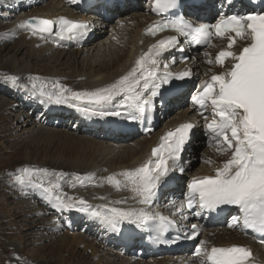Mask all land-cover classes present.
<instances>
[{
    "label": "snow or ice",
    "instance_id": "snow-or-ice-1",
    "mask_svg": "<svg viewBox=\"0 0 264 264\" xmlns=\"http://www.w3.org/2000/svg\"><path fill=\"white\" fill-rule=\"evenodd\" d=\"M183 7L184 0H152L153 13L172 18L154 23L146 29V34L153 37L166 31L175 34L152 44L127 74L107 86L75 91L59 80L46 83L36 76H29V84L23 85L19 84L20 77L16 75L7 76L6 80L38 97L42 104L66 105L85 116H124L135 121L154 107L155 98L161 96L164 85L172 80L191 79L194 75L191 68L173 73L169 63H162L161 58L166 52L184 51L180 47V37L204 47H216L214 41L223 42L224 46L214 58L210 52H203L204 62L209 66L204 75L210 76L201 82L191 101L204 119L206 134L216 153L228 158L215 168L214 175L191 180L177 212L186 218L185 210L200 216L201 209L215 212L222 206H234L239 215L231 218L228 227L245 232L250 230L264 237V12L221 14L214 23H196L185 17ZM18 28L41 40L80 41L86 37L89 26L66 17H31L21 21ZM175 59L173 56L171 62L175 63ZM188 59L187 56L181 58L182 62ZM217 67L219 72L214 70ZM117 97L123 98L119 102L123 111H106V106ZM194 127V123L185 122L168 130L139 167L101 178L117 191H130L132 199L145 206L140 209L104 205L103 212L94 210L85 199L64 194L60 181L65 174L48 168L24 167L16 181L22 187L38 190L56 210L89 213L112 232H120L125 223L143 228L150 221H158L156 242L173 243L175 241L164 240L162 236L176 222L148 209L170 174L177 169L180 173L185 171L180 161ZM205 162L215 163L210 158ZM86 180L94 182L95 176L77 174L70 186H87ZM92 186L102 184L93 183ZM116 203H126V200ZM198 235L200 227L192 224L185 238L194 240ZM258 242L264 246V238ZM208 245L207 240H200L195 248L194 255L200 259V264H257L247 246Z\"/></svg>",
    "mask_w": 264,
    "mask_h": 264
},
{
    "label": "bare ground",
    "instance_id": "bare-ground-1",
    "mask_svg": "<svg viewBox=\"0 0 264 264\" xmlns=\"http://www.w3.org/2000/svg\"><path fill=\"white\" fill-rule=\"evenodd\" d=\"M20 1L21 0H0V6L2 5L3 8L7 5L12 6V8H17V5L19 4H22L23 6L20 7L23 9L20 14L11 16L14 18L13 23L15 27H12L13 24H11L9 30L7 32L4 31L6 35L1 34L0 39L10 42L13 38L15 39L17 37V39H19L16 46L19 48L17 52H23L27 46L31 47V49L34 47L32 49L33 58L39 59L40 61L44 60L52 53H54V55H52L54 57L56 55L59 57L64 56L68 53V50H77V55L84 54V60H88L89 69H85L84 64L81 69L77 68L76 61L75 66L68 67L67 69L70 70L71 74L64 73V75H62L63 73L60 70H57L55 72L57 76H55L54 73L52 74L55 77L49 76L50 81L59 80L60 83H62V78L69 79V83H65V85L67 87L74 86L73 88L75 91L93 90L115 82L121 76L127 74V72L135 66V61L143 52L147 51L152 44L156 43L159 39H162L165 36L174 35L173 33H166L157 37H148L146 29L149 28L154 21V13L151 11L152 0H149V9L146 12L132 16L134 21L130 26H132L133 29H130L128 25H125L122 29L120 28V32H118L116 37L117 39L111 37V39L107 40L103 44L100 42L90 48L83 49L90 42L97 39L96 35H91L94 31V24L93 28L89 26L86 37L80 41H59L54 38L41 40L38 36H32L29 31L18 28V24L31 17H41L47 19L66 17L73 21L82 22L81 20H78L79 13L82 11L87 13H84L83 17L88 15L93 19H98V16H101L106 17L111 22L112 20L114 21V19H112L114 18L113 13H116L118 10L123 11V9L129 10L131 4L128 3H130V1L139 0H76V2H72V0H51L46 6L36 7L33 10L26 9L40 4H46V1L48 0H23L25 3H21ZM254 1L256 2L258 10H252L250 7L244 5L245 0H202V4L200 6L195 8H186L185 16L190 17L192 20H199L198 23H207L208 20L203 19L207 16L216 21L221 14L228 15L238 12L244 15L253 12H264V0ZM79 3L82 5L80 8H78ZM88 6L93 7L90 10H87ZM12 8L9 7V9ZM117 14L121 15L119 13ZM93 19L88 20L92 21ZM121 23L126 24V22L122 20L117 22L115 26L119 25L120 27ZM113 28L115 29L114 26ZM180 41L182 48L185 50V41L181 38ZM120 42L121 44L124 42L129 43V50L126 51L124 47H121ZM213 43L217 46L208 47V49L206 48L204 51L210 52L214 58L224 44L221 41H214ZM204 51L194 52L191 49H187V51H183V53H177L175 49H173L171 52H166L161 58L162 63H169V70L173 73L183 71L185 68H191L194 75L191 79H186L184 81L175 80L178 81L179 85L173 89H167L164 85L161 89V96L155 98L154 107L150 111L154 115V120L157 123V126L160 121L164 123L161 130L156 132V135H151L152 133H144L145 116H142L140 119L135 121L126 119L124 116H85L83 113L66 105L61 108H56L49 104V111L47 109L45 110V112L49 114V118L52 117L63 121L77 117L76 120L81 124V126L84 125L83 129H76V132L69 134L67 133V129H64L67 128V126L63 122H60L59 124L57 123L56 126L54 122L47 119V121L49 120V125L37 124L36 127H39L40 129H36L35 127L32 131L35 132L33 136L25 137L24 143L22 142V146L25 144L32 146L35 145L36 150H38L40 146L48 147L49 149L55 144L58 149H60V152H62L64 157L69 159H74L75 157V160L79 155L86 159L97 154L96 158H94L93 164L89 167H87V165L85 166V164L84 166H80L81 164H74L73 161H71L70 164H60L58 167L56 165L58 162H54L55 164L51 165V168L53 169L49 168V170L65 174L61 183L66 187L62 190V192L68 196L85 199L89 204L93 205L94 210H99L101 212L105 210L103 207L104 205H108L109 207L140 209L145 206L132 199L133 194L130 191H117L111 185H108L101 180L96 181V179L99 176L107 177L112 173H119L126 169L139 167L150 157L152 148L160 143V138L168 130L174 129L182 123L192 122L195 127L192 129L190 139L185 145L186 150H184L186 153H182L180 161V164L185 168V171L180 173L177 169V171L170 174L165 184L161 186V190L156 200L152 203L148 210L151 213H158L169 220L175 221V225L183 233L189 231L192 224H197L202 233L198 238L196 247L198 246L200 240H207L209 242V247H229L233 245L247 246L252 250L254 257H256L257 264H264V246L243 233L242 230L228 227V224L231 222V218L236 216L237 213H233L229 219L225 218L215 221L202 215H200L199 218H194L190 216L186 210L184 212V216L186 218H182V216L177 212V206L184 201L187 192V185L191 182V180L196 177L214 175L215 168L228 158L227 156H221L216 153L207 134L201 135V133L206 132L204 119L192 107V105H190V103L182 111L178 109L179 113L177 116L170 119L171 109L180 108V105L185 106L186 98L190 90L194 88V94L201 82L209 78L210 74L209 76L204 75L209 67L204 62L206 59L203 56ZM173 56L176 58L175 63L171 62V58ZM183 56H187L189 59L186 62H182L181 58ZM6 63L9 67L11 66L14 71L18 70L17 74L20 77L19 81L22 85L28 84L25 80V75L33 72L28 69L19 70L15 61L6 60ZM58 63L62 64L60 62ZM214 70L217 72L220 71L218 67ZM161 71H163L162 67ZM77 80H79V82L75 84L74 81ZM197 80H200V82L196 88L193 85L197 82ZM147 94L148 93H145V95ZM25 97L32 100L30 103L34 107H38L39 104H42L38 102L39 104L36 103V105H34V97L31 95H26ZM122 99V97H117L115 101L106 106L105 110L123 111V109L120 108L119 103ZM16 103L18 105V101H16ZM28 104L29 103L24 104V106H31V104ZM43 105L45 106V103H43ZM205 115H208V113L205 112ZM16 121L19 122L20 117H18ZM22 123L23 127H28L31 121L29 120L27 123ZM49 127L61 128L54 130L49 129ZM83 135H87L89 137L85 138ZM139 135H141V141L130 143L131 140L137 138ZM101 138L104 139L102 140ZM201 138H204L205 143L208 145L207 149L211 153L209 157L211 160L215 161V163H210V166L197 171L194 175H187L184 177L187 174L186 170L189 169L190 164L192 163V161H188L187 155L189 149L187 150V148L188 146L195 147ZM86 152L89 153L86 154ZM77 174L82 177L94 175L95 181L91 182L102 184V186H91L90 188H78L77 186L76 188H72L70 184ZM179 176H182V178ZM186 178H189V181H186ZM84 192L85 195H82ZM168 194H173V198L171 200L165 197ZM34 195L36 196V194ZM100 197H104L105 199H100ZM35 200L37 201L36 203L47 211V214H50V216H52V214L56 216H59L58 214L61 215V211H57L49 203L42 202L38 197L35 198ZM121 200H126V203H116ZM24 209L26 208L22 207L19 211ZM65 212L69 215L67 216L68 219L76 221L77 224L80 223V225H83L82 227L86 229V232L93 235L91 238L95 239L90 240L88 234L86 236H80L76 239L75 243H77V245H84L85 251H92L91 258L84 257L83 254H81L83 257L82 259L80 258L81 260L77 264H131L132 260L139 261L137 264H142L143 262L148 264H200V259L193 257V248L190 246L189 248H187V246H183L181 248L168 249L166 253L167 256H164V253L155 252L150 245L149 233L146 227L137 228L133 225L125 223L121 226V231L117 233L109 230L98 219L93 218L89 213L81 214V212L73 211L75 212L74 217L77 213L81 214V217H85L84 220L79 221L77 218H73L69 211ZM53 236L57 237L55 234H53ZM60 243L61 247H63L69 255H73V244L70 243L67 237H63L60 240ZM120 249L126 250L128 254L130 252H134V255H131L130 257L128 256L129 259L125 258L122 263H118L122 258L119 253ZM189 251H191V254L188 255ZM58 253L60 254L62 251H58ZM162 257L163 259H160ZM93 260H95L94 263L92 262ZM141 261L143 262L141 263Z\"/></svg>",
    "mask_w": 264,
    "mask_h": 264
},
{
    "label": "rangeland",
    "instance_id": "rangeland-1",
    "mask_svg": "<svg viewBox=\"0 0 264 264\" xmlns=\"http://www.w3.org/2000/svg\"><path fill=\"white\" fill-rule=\"evenodd\" d=\"M50 1L51 0L46 1L47 3L43 5L40 4L35 7H29L26 10H33L36 7L46 6ZM148 1L149 0L130 1V3H128L131 4L129 10L123 9V11L118 10L116 13H113V22H110L106 17L101 16H98V19H93L88 15L83 17L84 13H87L84 11L80 12L79 16L77 15L78 20H81L82 23H86L92 28L95 24L93 29L94 31L91 33V35H96L97 37L96 40L90 42L83 49L90 48L91 46L99 44L100 42L103 44L107 40L111 39V37H117L118 32H120L119 29H122L125 25H128L130 29H133L132 26H130L134 21L132 16L146 12L149 9ZM20 2L25 3L23 0ZM8 6L12 8L10 5L5 6V8H3L2 5L0 6V35H6L5 32L9 30L11 24H13L12 27H15L13 23L14 18L11 16L20 14L21 10H23L20 8L23 7L22 4H19L17 5V8L12 9H9ZM81 6V3H79L78 8ZM92 7L93 6H88L87 10H90ZM117 13L121 15H118ZM88 19L93 20L91 21ZM205 19L208 20L207 22L212 20L209 16H207ZM122 20H124L126 24L121 23L120 27L119 25L115 26L117 22ZM18 42L19 39H17V37L15 39L13 38V40L10 42L0 39V264H17L18 260L19 264H77L83 256L90 258L92 257V251H85L84 245H77V243H75L76 239H78L80 236H86L88 234L86 229L83 228V225H80V223L77 224L76 221H71L68 219L67 216L69 215H67L66 212H60L61 215L57 213L59 216L53 214L50 216V214H47V211L38 203H36L37 201L35 200V198L38 197L42 202H47L41 193L36 189L20 186L16 181V177L19 175L20 170L24 167H46L48 169H53L51 168V165H54V162H58L56 164L57 167L64 163L70 164L71 161H73L74 164H81L80 166H84L85 164V166L87 165V167H89L93 164L94 158H96L97 154L86 159L79 155L76 157V160L75 157L74 159L71 158V160L67 157H64L62 152H60V149H58L57 145L55 144L49 149L48 147L40 146L38 150H36L35 145L32 146L25 144L22 146L25 137L33 136L35 132L32 131L37 126V124L49 125V120H51V122H54V124L57 126V123L59 124L60 122H63L67 126V128H63L67 129V133L69 134L76 132V129H83L84 125L81 126V124L76 120L77 117L63 121L52 117L49 118V114L45 112L46 109L49 111V104L45 103V106L43 104H39L38 102L40 101L38 97L32 96L30 92L25 91L21 87H14L6 80V77L9 75H16L19 77L17 74L18 70L14 71L11 66L9 67L6 63V60L15 61L19 70L28 69L29 71L33 72L25 75V80L28 84L29 76L39 77L43 82L47 83L50 81L49 76H57L55 73L57 70H60L63 73L62 75H64V73L71 74L70 70L67 69L68 67L75 66L76 61V67L79 69L82 68L83 64L85 69H89V63L88 60H84V54L77 55V50H68V53L61 57L58 55L54 57L52 56L54 53H52L48 55L47 58L40 61L39 59L33 58L32 49L34 47L31 49V47L27 46L23 52L18 53L17 51L19 48L16 47ZM121 47H124L125 50L128 51L129 43L124 42L121 44ZM180 47H182V45H180ZM175 51L177 53L180 52L177 49H175ZM58 62L62 64H59ZM52 73H54L55 76ZM74 82L77 84L79 80ZM199 82L200 80H197L193 86L197 88ZM62 83L64 85L65 83H69V79L62 78ZM19 84L22 85L20 81ZM73 87L74 86H71L69 88L75 90ZM193 89H191L187 95L185 106L180 105V108L171 109L170 119L177 116L179 113L178 109L182 111L187 105H189L190 98L193 94ZM26 95H31L34 97L33 104H39L38 107H34L30 103L32 100L26 98ZM15 100L18 101V105ZM27 103L31 104V106L28 107L25 105V108L24 104ZM51 105L56 108H61L64 106L54 104ZM18 117H20L19 122L16 121ZM47 119L49 120L47 121ZM29 120L31 121L30 125L28 127H23L22 122L27 123ZM163 126L164 123L160 121L155 132H153L151 135H156V132L161 130ZM38 128L39 127H36V129ZM59 128L49 127V129L54 130ZM205 134L206 132L201 133V135ZM83 137L86 138L89 136L83 135ZM101 139L103 140L104 138ZM139 141H141V135L131 140L130 143H136ZM207 147L208 145L205 143L204 138H201L195 147L188 146L187 150L189 149V152L187 157L188 161H192V163L190 164L189 169L186 170L187 174L184 177L187 175H194L197 173V171L210 166V163L205 162L206 159L210 158L209 156L211 154ZM185 150L184 153H186ZM88 153L89 152H86V154ZM100 177L102 178V176H99L96 181L101 180ZM179 177L182 178V176ZM186 181H189V178H186ZM92 184L93 183L91 181L86 180L87 186H78V188H90ZM61 185L62 190H64L66 186H64L62 183ZM34 194H36V196ZM82 195H85V192L82 193ZM172 196L173 194H168L165 197L171 200L173 198ZM22 207L26 209L19 211V209ZM69 213L73 218H77L79 221L84 220L85 218H83V216L81 217V214H83L82 212L81 214L77 213L75 217V212L69 211ZM53 234H55L57 237H54ZM88 236L90 240H95L94 238H91L93 237L91 233H89ZM63 237H67L70 243L73 244V255H69V253L63 247H61L60 240ZM58 251H62V253L59 254ZM190 252L191 251L188 252V255L191 254ZM119 253L121 254L122 258L118 263H122L124 261L123 259H129L131 255H134V252H130L128 254V252L123 249H120ZM81 254H83V256ZM164 256H167L166 253H164ZM160 259H163V257ZM92 262L94 263L95 260ZM142 262L143 261H141V263ZM135 263L137 264L139 261H131V264ZM142 264L148 263L143 262Z\"/></svg>",
    "mask_w": 264,
    "mask_h": 264
}]
</instances>
